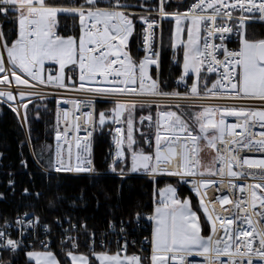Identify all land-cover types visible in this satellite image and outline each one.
<instances>
[{
  "label": "snow or ice",
  "instance_id": "6c2138e0",
  "mask_svg": "<svg viewBox=\"0 0 264 264\" xmlns=\"http://www.w3.org/2000/svg\"><path fill=\"white\" fill-rule=\"evenodd\" d=\"M172 8L176 11H169ZM153 12L155 18H150ZM235 12L240 14L234 16ZM166 18L176 24L173 47L183 44V72L174 88L165 84L159 72L150 71L151 65L160 68L158 53L134 60L129 49V41L143 32L144 45L151 51L155 29ZM67 20L73 22L74 34L62 35L61 22ZM136 21L140 22L139 32ZM250 21L264 22V0H192L190 4L158 0L154 5L148 0L136 5L128 0H0V104L16 113L24 127L30 123L31 97L46 98L47 86L83 93L88 100L63 103H71L74 112L82 105L91 108L84 116L94 129L103 128L110 118L104 111L96 118L95 100L110 101L114 121L119 124L123 118L127 124L130 171L143 170L153 179L175 178L176 186L169 184L159 191L162 201L146 217L154 222L151 264H194L190 257H201L200 264H264V158L242 155L245 150L264 152V110L213 102H264V38H249ZM6 23L14 25L11 36ZM185 29L186 42L181 39ZM233 36L238 39V49L229 47ZM46 64L58 65V69H46ZM69 72L70 84L66 82ZM162 101L166 110L159 111ZM138 105L158 109L154 153L137 152L133 147V114ZM69 116L67 111L62 113L65 128L56 131V140L65 144ZM227 117H235L236 122L228 123ZM60 118L58 115L57 124ZM80 120L81 116L73 115L72 129L77 133ZM144 120L151 126L153 116H142L141 123ZM257 127L259 131L254 130ZM115 131L122 134L123 130L117 127ZM30 134L29 127V139ZM92 134L87 131L83 144L79 136L73 137L78 150L75 165L70 163L71 149L65 160L58 144L52 170L57 174L95 173ZM115 143L116 161L126 162L123 140ZM148 143L151 146V139ZM205 149L214 153L207 166L201 160ZM116 161L111 165L113 172L117 171ZM253 169L259 171H249ZM249 177L255 182H248ZM179 185L191 186L197 206L191 198H181ZM224 190L228 194L213 195ZM24 195L41 198L40 192L27 188ZM0 199H4L2 194ZM64 199L57 186L48 208L55 210ZM141 218L137 212L135 221L139 223ZM41 228L49 236L54 228L61 229V244L71 242L72 248L78 247L70 235L78 225L70 217L54 216L51 223H42L33 209L17 213L13 220L5 216L0 223V264H12L3 253L16 257L21 251L26 256L24 264H60L49 241L41 240L39 251L27 246L29 239L35 243L39 238ZM84 228L87 231V225ZM204 228L208 229L206 235L202 234ZM120 231H127L123 221ZM67 256L71 264H89L85 255L68 251ZM96 258L100 264H143L138 255L121 259L119 253L98 254Z\"/></svg>",
  "mask_w": 264,
  "mask_h": 264
},
{
  "label": "trees",
  "instance_id": "16d2710c",
  "mask_svg": "<svg viewBox=\"0 0 264 264\" xmlns=\"http://www.w3.org/2000/svg\"><path fill=\"white\" fill-rule=\"evenodd\" d=\"M132 5L142 3L143 0H128ZM154 5L155 0H148ZM186 3V2H180ZM176 4V3H173ZM132 10H142L133 8ZM175 10V8L169 9ZM184 10V9H182ZM139 32L140 22L136 21ZM14 25L6 23L5 30L12 35ZM173 19L165 21L163 43L160 58V78L169 88H174L181 73V59L173 52L171 36ZM62 35L74 34L73 22L62 21L59 29ZM248 35L251 39L264 38V25L252 24L248 26ZM140 33V32H139ZM139 35L129 41V49L134 60H140L138 52ZM155 72L154 70H152ZM203 75V73H202ZM56 102L53 100H35L29 103V125L22 127L20 119L9 107L0 104V219L7 216L10 220L17 213L32 211L33 209L41 217L42 223H51L54 216L70 217L78 228L87 230L106 229L109 223L119 224L121 221L129 228L136 227L135 214L139 212L141 219L150 215L156 204L158 190L172 184L176 186L175 179H151L140 172H131V149L127 145V124L124 119L117 124L112 118L113 104L96 103L95 113L101 111L109 115V120L103 128L96 126L93 145V166L95 173L92 176L70 175L67 173H55L51 165L55 162V134L54 111ZM162 111L166 110L161 107ZM151 114L155 108L137 106L134 116L133 147L137 152L154 153V146H149L148 139L152 137L149 130V121L141 123L140 118ZM37 116L39 118H37ZM127 113H125V117ZM119 125L122 128L123 149L126 162L117 166V172L123 170V176H110V162L112 152V129ZM31 129L30 139L28 128ZM23 162H27V166ZM60 176V180H52L51 177ZM59 186L60 194L64 196L55 210L48 208L49 199L56 194ZM30 192H40L41 198L25 196L24 189ZM181 198L189 197L194 202L196 199L183 185L178 186ZM67 224V223H65ZM68 225V224H67ZM60 264H69L66 252L58 249L52 250ZM91 258V254L76 251ZM132 254V252H129ZM141 257V256H140ZM5 260H11L12 264H24L25 253L18 256H4ZM143 261V260H142ZM143 263H146L143 261Z\"/></svg>",
  "mask_w": 264,
  "mask_h": 264
},
{
  "label": "built area",
  "instance_id": "2783aa9c",
  "mask_svg": "<svg viewBox=\"0 0 264 264\" xmlns=\"http://www.w3.org/2000/svg\"><path fill=\"white\" fill-rule=\"evenodd\" d=\"M171 3H175V0H170ZM186 4H190L192 0H184ZM158 3V0H155L156 4ZM186 10V9H184ZM135 12H143V10H132ZM169 11H175V10H169ZM240 13L235 12L234 16H238ZM150 18H155V13L153 12V17ZM158 19V18H157ZM163 19L160 21L159 25L155 29L154 37H153V45L151 51L146 49V46L144 45L143 42V36L144 33L140 32L139 33V44H138V52L140 54V60L144 59L146 56H151L152 52L158 53V58H159V63H160V58H161V37L163 33V29L165 26V21L167 20ZM235 23V21H233ZM249 24H260L264 25V22L260 21H250ZM233 42L229 45V47L233 49H238V39L236 36H233ZM203 43V40H201V44ZM154 71L159 72V69H154ZM67 72V70H66ZM72 74L69 72L67 73L66 76V82L71 83V80L68 79ZM214 76L216 74H213ZM182 87V86H181ZM45 92L47 93L46 98H40L38 96L31 97V101L35 100H53L56 102V107H55V114H54V133L56 134V131L63 130L65 121L62 118V113L64 111H67L70 113L68 123L70 125L69 131L67 133V139H68V144L71 145L74 149L73 153V159H72V164L75 165L76 163V153H77V148L75 147V140L73 137L79 136L81 139V143L83 144L84 137L87 135V131L91 130L92 131V137H91V159L93 161V145H94V132L95 128L91 129L89 126L85 123L86 117L84 116L85 113L92 111L91 108L86 107V106H81L79 112H74L73 105L71 103H63L64 100H79V101H86L89 99V96L83 93H78V92H73V91H68L65 89H60L56 88L53 86H47L45 88ZM102 102V103H110V101L104 100L97 98L95 100V108H96V103ZM214 103H218L220 105H227V106H236V107H251V108H256L260 110H264V102L259 101V100H231V99H223V100H218V101H213ZM6 105V104H4ZM7 106V105H6ZM8 107V106H7ZM152 107L155 108V114H154V121L152 122L151 126H149L148 123V128L149 130H152V137L149 138L151 139V143H153L154 146V151H155V132H156V127H155V120L158 119L157 117V111L158 109L153 105ZM161 107H164V102H161ZM160 107V109H161ZM159 111H162L160 110ZM58 115H60V120L59 124H57V119ZM73 115L76 116H81V120L79 123H81L82 127L80 131L77 133L75 130L72 129V119ZM227 122L228 123H235L236 118L235 117H227ZM62 127V128H61ZM117 127H120L118 125H115L112 129V152H111V162H110V176H121L120 173L113 172L111 170V165L113 164L114 161H116V152H117V147H116V139H122V134L116 133L115 129ZM121 128V127H120ZM255 131H259L260 129L257 127L254 129ZM148 139V140H149ZM64 143V141H63ZM242 155H248L253 158H264V152H247L245 150ZM117 165H121L124 163V161H116ZM249 171H259V170H249ZM67 174L70 175H87V176H92L94 173H74V172H67ZM146 177H149L153 179L149 174L145 175ZM175 179L172 177H157L156 179ZM248 182H255L252 180L251 177L248 178ZM187 190L191 191V186L190 185H183ZM221 194H228L227 190H224L223 193H213V195H221ZM239 195V193H237ZM23 212H21L22 214ZM151 215V214H150ZM148 216V215H147ZM146 216V217H147ZM144 217L139 221V223H136L135 228H129L127 227L126 232H121L120 231V223L119 224H114V223H109L106 229H99V230H87L85 229H73L70 232V235L74 238L76 243L78 244L77 248H72L71 247V242L61 244V239H62V230L58 228H54L52 234L45 235L43 233V229H40V234L39 238L35 240V243H33L32 239H29L27 241V246L29 248L35 247L36 250H41L42 245L40 243L41 240H47L49 241V247L52 250L58 249L62 252H68L72 251L73 253L76 251L79 252H86L91 255H95L98 253H107V254H117L119 253L120 256L125 257L129 255V252H132L131 255H138L143 257L145 262L150 261L151 257V223L149 220ZM15 218V217H14ZM13 218V219H14ZM11 219V220H13ZM3 221L0 219V223ZM64 227L67 228L68 225L64 224ZM95 234L93 237L92 234ZM13 238H16V233L15 231L13 232ZM125 240L127 241V248L126 250L124 249L125 245ZM20 253H24L21 251ZM5 255H10L9 253L5 252L3 253V258ZM5 259V258H4ZM191 261L194 262V264H200L202 261L201 257H190L189 258Z\"/></svg>",
  "mask_w": 264,
  "mask_h": 264
},
{
  "label": "rangeland",
  "instance_id": "374dc122",
  "mask_svg": "<svg viewBox=\"0 0 264 264\" xmlns=\"http://www.w3.org/2000/svg\"><path fill=\"white\" fill-rule=\"evenodd\" d=\"M182 26H183V25H182ZM175 31H176V24H175V21L173 20V28H172V36H171V47H172L173 52H175L176 54H178V56H179L180 59H181V73H182V72H183V44L178 45L177 47H173V45L176 43V41H175ZM163 34H164V31H163V33H162V39H161V50H162V43H163ZM181 39H182L183 41L186 42V40H187V31H186V29H185V31L182 33V35H181ZM142 60H143V59H142ZM46 65H47V64H46ZM152 69H157V68H156V65H151V67H150V71H152ZM127 145H128V142H127ZM212 159H213V152H212L211 150L205 149V150L201 153V160H202V162H203V164H204L205 166L209 165V164L212 162ZM165 187H166V186L162 187L160 190H163ZM160 190H158V196H157V198H156V204H155V206H154V208H153V210H152L151 215L154 214V209H155V207H157L158 204H160L161 201H162V198H161L160 195H159V191H160ZM191 194H192L193 197L196 199L195 202L192 200V201H193V205H194V206H197L198 203H199L198 198L195 196V194H194L192 191H191ZM185 198H189V197H185ZM198 214H201V215H202V213H198ZM201 222H202V224H203V219H202ZM150 223H151V234H152L153 227H154V222H153V221H150ZM202 234H205V235L208 234V229H207V228H204V231L202 232Z\"/></svg>",
  "mask_w": 264,
  "mask_h": 264
},
{
  "label": "crops",
  "instance_id": "0c3cea01",
  "mask_svg": "<svg viewBox=\"0 0 264 264\" xmlns=\"http://www.w3.org/2000/svg\"><path fill=\"white\" fill-rule=\"evenodd\" d=\"M249 25H252V24H249ZM46 67V69L47 68H49V67H52L53 69H58V65H46L45 66ZM47 74V73H46ZM71 152H73V148L71 147ZM55 157H56V155H55ZM72 159H73V153H72ZM72 159H71V161H70V163L72 164ZM74 254H77V255H81V253H74ZM98 254H106V253H98ZM98 254H96V255H94V256H92L91 258L92 259H89V264H100V261L99 260H97V258H96V256L98 255ZM82 255H84V254H82ZM107 255H116V254H107ZM86 256V255H85ZM66 257H67V260L69 261V264H71V260H70V257H68L67 255H66ZM88 257V256H87ZM121 257V259H123L124 257H122V256H120ZM128 257H130V256H128ZM58 259V258H57ZM33 264H34V262H33ZM143 264H151V262H149V263H143Z\"/></svg>",
  "mask_w": 264,
  "mask_h": 264
},
{
  "label": "bare ground",
  "instance_id": "6f19581e",
  "mask_svg": "<svg viewBox=\"0 0 264 264\" xmlns=\"http://www.w3.org/2000/svg\"><path fill=\"white\" fill-rule=\"evenodd\" d=\"M67 124H68V127L70 128V125H69L68 122H67ZM62 127L65 128V124ZM59 148H60V151L62 153V157L65 158V160H67V152H68V149L69 148L71 149V145H69L68 143L67 144H65V143H59Z\"/></svg>",
  "mask_w": 264,
  "mask_h": 264
},
{
  "label": "water",
  "instance_id": "95a60500",
  "mask_svg": "<svg viewBox=\"0 0 264 264\" xmlns=\"http://www.w3.org/2000/svg\"><path fill=\"white\" fill-rule=\"evenodd\" d=\"M177 1H182V0H177ZM55 141L58 142V141L56 140V136H55ZM59 142H61V141H59Z\"/></svg>",
  "mask_w": 264,
  "mask_h": 264
}]
</instances>
